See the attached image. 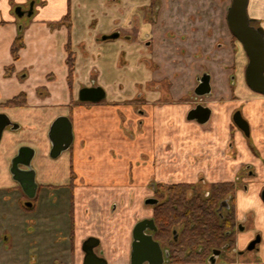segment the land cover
<instances>
[{
  "label": "crops",
  "instance_id": "crops-1",
  "mask_svg": "<svg viewBox=\"0 0 264 264\" xmlns=\"http://www.w3.org/2000/svg\"><path fill=\"white\" fill-rule=\"evenodd\" d=\"M231 3L0 0V114L11 122L0 141L3 211L10 210L14 200L20 203V190L29 197L11 172L14 159L27 148L39 209L46 203L44 186L57 182L61 189L56 210L68 206L74 195L83 205L77 208L82 215L75 248L82 258L77 264H83V243L91 237L100 241L104 260L114 264L128 261L134 216L151 181L192 183L203 177L222 183L240 178L237 221L247 224L251 219L252 230L237 235V248L245 250L257 234L262 243L258 251L236 261L264 264V97L245 83L247 57L227 22ZM248 12L264 28V0H250ZM113 34L120 37L102 40ZM18 37L23 47L14 59ZM206 70L212 75L213 93L206 100L211 117L201 123L188 118L197 105L188 98L197 76ZM91 87L102 88L105 99L80 101V91ZM138 87L143 90L140 108H127L121 102ZM19 96H24L23 103L10 104ZM237 109L250 124L249 137L233 124ZM59 118L71 122L73 142L52 157L50 132ZM21 158L19 168L27 170ZM131 164L140 166L130 173ZM61 172L64 176L55 177ZM71 181L79 184L74 194L68 187ZM5 228L0 223V264H8L2 259V237L10 235L1 231ZM70 246L67 240L59 248L52 246L53 253L44 249L33 264H65Z\"/></svg>",
  "mask_w": 264,
  "mask_h": 264
},
{
  "label": "water",
  "instance_id": "water-1",
  "mask_svg": "<svg viewBox=\"0 0 264 264\" xmlns=\"http://www.w3.org/2000/svg\"><path fill=\"white\" fill-rule=\"evenodd\" d=\"M249 0H232V4L228 10L229 28L237 40L243 45V48L249 58V64L246 69V82L249 88L258 94L264 95V30L263 28H255L251 25L252 21L248 14ZM119 34L105 36L102 40L118 39ZM210 76L204 75L199 79V85L195 90L197 96H206L211 94ZM106 97L105 91L100 87L83 88L79 93V100L82 102L99 103ZM210 111L203 114V122H207ZM235 125L249 134V123L242 117L241 113L234 116ZM11 125L6 115L0 114V141L4 130ZM50 139L53 145L51 152L52 157H58L63 151L68 149L73 142L72 125L68 118H59L53 124L50 132ZM21 156L25 157L24 166L27 170L19 168ZM32 153L28 154V149L20 150L19 155L13 161L12 174L14 178L20 182L23 188L27 189V195L33 198L35 195V173L31 170ZM32 184V185H31ZM31 185V186H29ZM264 202V190L261 194ZM153 199H148L145 203L155 204ZM28 207H32L30 204ZM156 232L157 227L153 219H144L134 226L132 232L133 244L130 264H165L168 252H164L161 245L155 241L153 234L147 231ZM242 230V228H240ZM98 240L91 238L88 243L90 248L96 245ZM253 242L249 250H253L255 244ZM85 258L83 264H108L106 260L96 256L91 250H84ZM220 251L215 250L213 256L209 259V264H216V257Z\"/></svg>",
  "mask_w": 264,
  "mask_h": 264
},
{
  "label": "trees",
  "instance_id": "trees-1",
  "mask_svg": "<svg viewBox=\"0 0 264 264\" xmlns=\"http://www.w3.org/2000/svg\"><path fill=\"white\" fill-rule=\"evenodd\" d=\"M22 47V37H18L12 47L14 59H18ZM68 65L71 80L74 72L72 54ZM24 101V96H19L10 104ZM73 178L72 172L71 180ZM161 190L165 200L154 209L157 232L153 237L168 251L167 264H207L215 249L234 244L237 211L232 197L233 183H214L206 191L191 184L161 185ZM229 197H232L229 206L220 211L221 204Z\"/></svg>",
  "mask_w": 264,
  "mask_h": 264
},
{
  "label": "rangeland",
  "instance_id": "rangeland-1",
  "mask_svg": "<svg viewBox=\"0 0 264 264\" xmlns=\"http://www.w3.org/2000/svg\"><path fill=\"white\" fill-rule=\"evenodd\" d=\"M154 1L157 4L159 0ZM142 91V88L138 87L137 93L133 95L131 91L130 98L123 100L121 103L125 104L127 108L131 107L134 110H138L140 108L139 104L141 103L139 96L142 95ZM188 99L191 102L204 100V98L194 96L193 93L190 94ZM126 127L127 131L132 135L133 132H131L129 126L126 125ZM61 161L64 162L63 160ZM139 166L140 165L138 164H131L130 173H133L134 168ZM61 176H64L62 172L58 173L57 176L55 175V177L59 178H61ZM58 183L59 182H57L56 185H41L40 190H42L43 186L45 188L44 197H42V199L46 201V203L42 205L44 207L42 210L39 209V205L37 203L39 197L33 200V208L27 207L28 198L21 190L20 192L23 197L22 200H20V203L18 202L19 200H14L13 206L11 205L10 210L8 211H3L4 205L0 206V223H2V225L4 224L6 227L1 231L10 234H5V236L2 237V244L6 248L4 251L5 254H2V259L5 263L14 264L15 262H24L25 260H29V263L33 264L36 259L38 260V258L42 256L41 254L44 252V249L47 251L46 253H53L54 251L52 250L54 249H51L52 246H57L59 248L61 243L67 240L71 243V258L69 261L65 262V264H77L78 258H82V252H79V250L78 252L75 251V248L76 241H78L81 231L80 224L82 216L77 208L81 210L83 205L80 201H76V197L74 195L69 197L68 206H63L60 210H56V208H58L57 203L60 202L57 190L61 189ZM84 183L85 182H82V186ZM69 184L70 185L68 187L72 194H74V190L79 186V184L76 183V185H73L72 181L69 182ZM246 185L248 186V184ZM8 198L10 200L13 199L11 194H9ZM145 198L147 197L145 196L143 199L140 198V203L138 205L140 207V211L138 213L136 212L134 216L136 221L152 213L150 209L146 208L144 205ZM7 216H9V218H7ZM96 223H98L99 228L102 220H99ZM244 225L246 227V231L252 230L251 219ZM37 227H39V229L36 231ZM54 248L55 251L58 250V248ZM77 254L78 257L76 258ZM6 257L9 259H6ZM225 258V253H223L221 260ZM236 260L237 259L235 258L230 261H232L233 264H239ZM40 264H43V261L40 262ZM114 264H129V262H125L123 260L120 263Z\"/></svg>",
  "mask_w": 264,
  "mask_h": 264
},
{
  "label": "flooded vegetation",
  "instance_id": "flooded-vegetation-1",
  "mask_svg": "<svg viewBox=\"0 0 264 264\" xmlns=\"http://www.w3.org/2000/svg\"><path fill=\"white\" fill-rule=\"evenodd\" d=\"M249 2H250V0H249ZM232 4V3H231ZM249 7V6H248ZM230 8V7H229ZM229 10V9H228ZM248 14H249V12H248ZM227 16H228V14H227ZM249 17H250V15H249ZM250 19L251 20H253L252 21V23H251V25L252 26H254L255 28H263L261 25H260V23L257 21V20H255V19H253V18H251L250 17ZM227 22H228V20H227ZM229 25V24H228ZM230 29V28H229ZM263 30H264V28H263ZM231 31V30H230ZM232 33V32H231ZM232 36H233V34H232ZM233 39L235 40V41H237L240 45H241V47H242V49H243V51L245 52V50H244V48H243V45L240 43V41L239 40H237L236 38H235V36H233ZM245 54H246V52H245ZM246 57H247V65H246V67H245V70H244V78H245V83H246V85H247V82H246V69H247V66H248V64H249V58H248V56H247V54H246ZM204 75H209L210 76V78H211V80H210V84H211V94H209V95H206V96H202V97H200V96H197L196 95V93H195V90H196V88L198 87V85L200 84L199 82V79H201ZM247 87L249 88V86L247 85ZM250 89V88H249ZM251 90V89H250ZM252 91V90H251ZM253 92V91H252ZM192 93L194 94V96H196V97H198V98H204V100H202V101H196L197 102V105H195V108L189 113V115H188V118L189 119H191V120H193V119H195V120H197L198 122H201L202 120H203V114H205L206 112H209L210 111V116H209V119H208V121L207 122H203V123H208V122H210V117H211V110H210V108L209 107H207V104H206V100L208 99V98H210L211 96H212V93H213V87H212V75H211V73L208 71V70H206V71H204V72H202L200 75H198L197 76V78H196V84H195V88L193 89V91H192ZM191 93V94H192ZM253 93H255V92H253ZM255 94H257V95H260V96H263L264 97V95H261V94H258V93H255ZM237 113H241V115H242V117L244 118V115H243V113H242V110H239V109H237L234 113H233V116H232V121H233V124L235 125V123H234V116H235V114H237ZM245 119V118H244ZM246 120V119H245ZM247 121V120H246ZM248 122V121H247ZM249 123V122H248ZM235 127L237 128V129H239L236 125H235ZM240 130V129H239ZM241 132H243L242 130H240ZM250 132H251V128H250V124H249V134H246L245 132H243V134H245V136L246 137H249L250 136ZM247 173H251V172H247ZM244 174H246V173H244ZM222 183H233L234 184V186H235V191H234V193H233V195H232V197H233V199H234V204L236 205V194H237V192L240 190V189H242L243 188V185L240 183V178L239 179H237L235 182H222ZM179 184H191V185H195V186H197L198 188H201L203 191H206V190H208V188H209V186H211L212 184H214V183H210V182H208L205 178H200L198 181H196V182H179V183H174V182H157V181H151L150 183H149V186H148V190H149V194L146 196L147 198H145V200H144V205L146 206V208H149L150 209V211L152 212L151 213V217H149V219H153L154 220V216H153V214H154V209L158 206V205H160V204H162V202L165 200V197L161 194V185H163V186H171V185H179ZM232 197H229L228 199H227V201H225V202H223L222 204H221V206H220V208H219V210L221 211L222 209H224V208H226L227 206H229V202H230V199L232 198ZM29 199H28V203H27V207L31 204L32 205V207H29V208H33V200L34 199H36V198H30V197H28ZM148 199H153L152 201H156L155 202V204H146L145 203V201H147ZM144 219H147V218H142V219H140V220H138L137 222H139V221H141V220H144ZM137 222H136V224H137ZM240 228H242V230H240ZM245 229H246V227H245V225H244V222H242V223H239L238 221H237V226H236V236H235V238H234V244L233 245H230V244H226V245H224V246H221V247H219L218 249H215V250H218V251H220V253H219V255L216 257V264H233V262L232 261H230V260H234L235 258L237 259V260H240V259H243L246 255H248V254H252V253H254V252H256V251H258L259 249H260V245H261V243H262V237H261V235L260 234H257L255 237H254V239L249 243V245L247 246V248L245 249V250H239L238 248H237V235L239 234V233H242V232H244L245 231ZM132 232H133V230H132ZM157 232V231H156ZM156 232H151V231H147V233H150V234H154V233H156ZM176 233V232H175ZM174 233V234H175ZM177 236H176V234H175V238H176ZM92 238V237H91ZM91 238H88L84 243H83V250H91L96 256H98L99 258H103V250H102V248L100 247V241H97L96 242V245L93 247V248H90V246H89V243H88V241L91 239ZM97 239V238H96ZM260 240V242H258L257 244H255V247H254V249L253 250H249V247L251 246V244L253 243V242H255V241H257V240ZM98 240V239H97ZM132 244H133V238H132V240H131V245H130V248H129V254H128V261H130V259H131V253H132ZM160 244V243H159ZM161 245V244H160ZM161 247H162V249L164 250V252H168L166 249H164L163 248V246L161 245ZM214 250V251H215ZM213 251V252H214ZM213 252H212V255L210 256V258L213 256ZM223 253H225V259H223V260H221V256H222V254ZM169 254V253H168ZM168 257H169V255H168ZM168 257H166L165 259H166V263L165 264H167V262H168ZM209 258V259H210ZM104 259V258H103ZM56 264H61V263H56ZM207 264H209V260H208V262H207ZM239 264H245L244 262H241V263H239Z\"/></svg>",
  "mask_w": 264,
  "mask_h": 264
}]
</instances>
